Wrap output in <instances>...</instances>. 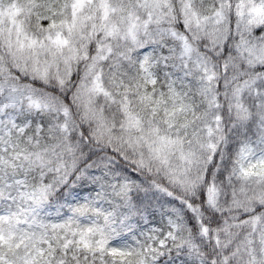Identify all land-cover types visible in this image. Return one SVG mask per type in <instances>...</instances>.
I'll list each match as a JSON object with an SVG mask.
<instances>
[{"label": "clouds", "instance_id": "1", "mask_svg": "<svg viewBox=\"0 0 264 264\" xmlns=\"http://www.w3.org/2000/svg\"><path fill=\"white\" fill-rule=\"evenodd\" d=\"M0 264H264V0H0Z\"/></svg>", "mask_w": 264, "mask_h": 264}, {"label": "snow or ice", "instance_id": "2", "mask_svg": "<svg viewBox=\"0 0 264 264\" xmlns=\"http://www.w3.org/2000/svg\"><path fill=\"white\" fill-rule=\"evenodd\" d=\"M57 39L59 40V37H57Z\"/></svg>", "mask_w": 264, "mask_h": 264}]
</instances>
